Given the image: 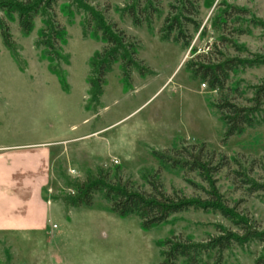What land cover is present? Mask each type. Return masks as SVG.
<instances>
[{
	"label": "rangeland",
	"instance_id": "1",
	"mask_svg": "<svg viewBox=\"0 0 264 264\" xmlns=\"http://www.w3.org/2000/svg\"><path fill=\"white\" fill-rule=\"evenodd\" d=\"M18 1L26 0H0V6ZM185 7L194 11L192 23L181 17L188 48L175 42V33L168 40L163 33L166 19L180 18ZM232 7L248 12L237 24L248 34H237L230 20L221 31L217 22ZM131 8L137 10L141 26L131 18ZM91 11L124 33L137 51V67L128 76L121 60L114 64L99 97L91 88L97 72L93 65L100 63L97 57L107 45L94 33L95 23L89 26ZM50 19L65 30L54 51L40 40L48 18L38 17L26 35L18 15L0 9L12 41L9 49L0 27V147L13 148L0 150V172L9 182L10 208L18 215L33 204L24 192L34 183L30 178L19 185L27 175L17 170L33 163L26 160L33 147L41 150L40 194L50 207L41 232L0 234V264H161L164 243L172 237L202 244L219 237L221 230L239 233L233 222L212 211L190 210L144 232L138 218L112 214L100 194L90 209L69 208L62 200L74 195L68 183L83 182L100 169L109 173L108 181L121 178L145 191L148 178L158 173L169 195L205 200L210 187L198 173L161 167L153 156L154 151L195 145L198 152L203 143L216 154L215 165L224 157L229 161L213 178L222 200L264 232V193L250 194L243 184L247 177L264 186V125L224 140L225 126L213 108L220 93L194 80L189 71L190 65L222 56L264 58V0H61ZM263 80L264 66L237 70L228 86L240 87L244 96L231 97L248 105L246 99ZM7 153L25 155L13 158ZM14 223L11 218L10 229ZM260 259L264 261V244L257 241L223 253L224 264H257Z\"/></svg>",
	"mask_w": 264,
	"mask_h": 264
},
{
	"label": "trees",
	"instance_id": "2",
	"mask_svg": "<svg viewBox=\"0 0 264 264\" xmlns=\"http://www.w3.org/2000/svg\"><path fill=\"white\" fill-rule=\"evenodd\" d=\"M61 0H26L25 2L2 3L0 9L9 15H18L19 25L22 32L29 35L34 30V23L38 17H46L45 29L40 33L42 45L49 50H58L63 42L65 30L55 20L50 17L54 15V10ZM192 5V4H191ZM193 7V5H192ZM130 16L136 26H141L139 14L135 8L130 9ZM180 11L179 16L167 18L164 28L165 39L168 40L175 33V42H184L185 47H189L191 42L185 41L186 35L183 30L181 17L189 23L190 15H193V9L185 7ZM195 10V9H194ZM144 11L143 13H145ZM248 14L247 11L232 7L225 11L223 20L217 22L222 26L224 31L229 23L235 26V32L239 35L248 34V31L237 27L241 16ZM89 26L93 27L94 33L101 35V41L107 45L104 52L97 57L100 63L96 66V79L91 83L94 91L93 95L101 96L103 86L108 72L111 71L114 64L120 60L123 62V68L129 76L131 70L137 67L135 56L137 51L135 45L129 42L124 33L115 31L114 27L107 23L105 18H99L98 15L89 12ZM238 19H235L237 18ZM253 25L261 26L259 23L252 21ZM0 27L5 45L11 49L12 41L7 27L0 20ZM200 25L196 24V30L199 31ZM226 30V29H225ZM234 46V45H233ZM236 49V45L234 46ZM129 51H131L129 58ZM197 52V50L195 51ZM264 66V58L256 61H242L238 58H222L215 62L209 61L189 66L192 78L208 86L210 91L220 93V100L215 103L213 108L219 114L221 121L225 126L224 140L231 137L243 135L247 129H254L264 125V80L260 85L254 87L253 96L246 99V106H241L231 97L232 94L244 96L240 87L228 86L231 75L235 74L241 68ZM144 75V69H141ZM197 145L191 149L183 147L173 151L153 152L154 158L160 163L161 167H170L173 170H184L196 172L203 182L210 187V192L206 193L208 198L205 200H188L180 194L169 195L161 183L158 173L152 174L148 180L149 190H139L130 181L123 182L120 178L118 181H108L109 173L100 169L95 176H88L85 181L68 183V187L73 188L74 195L63 198V202L69 208H92L94 197L97 194L103 196L104 200L109 203L110 212L120 218L136 217L141 222V229L144 232L151 231L166 223L176 215L188 212L190 210L219 213L224 218L230 220L239 228V233L221 230L219 237L211 238L208 242L198 244L194 243L189 237H172L164 243V252L162 253L161 264H177L179 260H184L186 264H224L223 253L233 246H242L244 243L257 241L264 244V232L259 231L255 223L245 220L238 214L235 208H231L222 200L216 191L213 178L221 170L228 166L227 158L215 165V153H210L206 149V144ZM243 176V175H241ZM243 178V177H242ZM243 184L248 186L250 194L263 192L264 186L251 182L247 177ZM205 258V259H204ZM263 260L257 261V264H263Z\"/></svg>",
	"mask_w": 264,
	"mask_h": 264
},
{
	"label": "crops",
	"instance_id": "3",
	"mask_svg": "<svg viewBox=\"0 0 264 264\" xmlns=\"http://www.w3.org/2000/svg\"><path fill=\"white\" fill-rule=\"evenodd\" d=\"M28 147V146H25ZM30 148V147H28ZM13 148L11 147H0V150H4L6 152H9ZM30 154H27L29 156V159H26L25 157L23 159H26L27 162H33L31 165L27 163L26 167L24 166L22 169L17 170V172L21 173V175L24 174L27 175V180L20 181V184H25L26 182L30 181V178H32V182L34 183V186L32 189L26 190L24 193L27 195L28 200H30L33 204L26 205L22 212H19L18 215L14 214L15 209L10 208V192H9V182L6 179L5 173L0 172V234H8L10 231H15L20 233H26L29 232H41L42 225H44V222L46 221L48 217V213L50 211V207H48L47 204H44V199L41 196L42 191V184L40 182V173L42 169V163H41V150H36L35 147L32 148ZM19 150H27L25 149H19ZM18 150V152H19ZM17 152V151H15ZM23 152V151H22ZM8 156H12V154L9 155V153L5 154ZM25 154H13L17 158L18 156H24ZM0 157H3V155H0ZM33 159V160H32ZM29 160V161H28ZM6 165L8 166V162L10 161V158L6 160ZM25 163V160H24ZM23 176V177H24ZM29 176V177H28ZM34 178V181H33ZM40 182L39 184L36 183V180ZM31 182V181H30ZM39 185V186H38ZM38 187V188H37ZM43 192V191H42ZM44 207V210L42 212V208ZM13 213V215H12ZM17 215V216H16ZM14 219V227L13 229H10V220ZM22 226V228H21Z\"/></svg>",
	"mask_w": 264,
	"mask_h": 264
}]
</instances>
